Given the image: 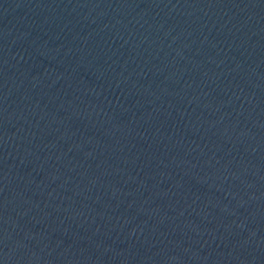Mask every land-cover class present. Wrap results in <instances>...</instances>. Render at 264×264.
I'll return each mask as SVG.
<instances>
[{"label":"water","instance_id":"95a60500","mask_svg":"<svg viewBox=\"0 0 264 264\" xmlns=\"http://www.w3.org/2000/svg\"><path fill=\"white\" fill-rule=\"evenodd\" d=\"M0 264H264V0H0Z\"/></svg>","mask_w":264,"mask_h":264}]
</instances>
